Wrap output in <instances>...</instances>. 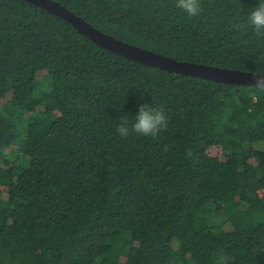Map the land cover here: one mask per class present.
Listing matches in <instances>:
<instances>
[{"label": "trees", "instance_id": "16d2710c", "mask_svg": "<svg viewBox=\"0 0 264 264\" xmlns=\"http://www.w3.org/2000/svg\"><path fill=\"white\" fill-rule=\"evenodd\" d=\"M56 1L177 60L264 73V37L231 27L260 0H201L196 18L175 0ZM144 104L167 131L120 137ZM221 250L264 264V85L140 63L0 0V264H214Z\"/></svg>", "mask_w": 264, "mask_h": 264}, {"label": "water", "instance_id": "95a60500", "mask_svg": "<svg viewBox=\"0 0 264 264\" xmlns=\"http://www.w3.org/2000/svg\"><path fill=\"white\" fill-rule=\"evenodd\" d=\"M42 7L50 13L63 17L71 23L80 33L85 34L95 43L111 50L112 52L123 55L129 59L140 63L160 67L162 69L181 73L185 75L202 77L217 82L242 85H256L255 76L261 77L260 86L264 85V73L253 71H242L226 67L207 65L203 63H194L189 61L177 60L167 55L143 48L141 46L128 43L122 39L116 38L102 30L96 28L83 17L77 15L74 11L67 8L56 0H26Z\"/></svg>", "mask_w": 264, "mask_h": 264}, {"label": "clouds", "instance_id": "9594fccd", "mask_svg": "<svg viewBox=\"0 0 264 264\" xmlns=\"http://www.w3.org/2000/svg\"><path fill=\"white\" fill-rule=\"evenodd\" d=\"M175 7L189 18L199 17L203 11L201 0H175ZM234 30L251 29L258 37H264V0H260L258 5L251 9L247 16L246 23L235 22L231 26ZM256 85L260 86L261 77L253 76ZM127 116L121 117L115 126L116 132L122 138H127L131 133L140 136L158 139L162 132L168 129V116L162 108H155L150 105H140L138 113L131 123ZM118 190V189H117ZM115 192H113V196ZM232 257L228 256L223 250L215 255L214 264H231Z\"/></svg>", "mask_w": 264, "mask_h": 264}, {"label": "rangeland", "instance_id": "374dc122", "mask_svg": "<svg viewBox=\"0 0 264 264\" xmlns=\"http://www.w3.org/2000/svg\"><path fill=\"white\" fill-rule=\"evenodd\" d=\"M48 80L49 79H48L47 76H39L38 77V88L36 90V93H37V91H39L45 85V83L48 82ZM25 121H27V119H25Z\"/></svg>", "mask_w": 264, "mask_h": 264}]
</instances>
